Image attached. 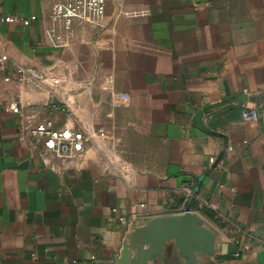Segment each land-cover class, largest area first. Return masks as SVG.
<instances>
[{
    "label": "crops",
    "instance_id": "1",
    "mask_svg": "<svg viewBox=\"0 0 264 264\" xmlns=\"http://www.w3.org/2000/svg\"><path fill=\"white\" fill-rule=\"evenodd\" d=\"M57 1L0 0V19L36 18L0 22V264H129L133 231L186 203L214 237L197 264H264V119L241 118L264 115V0H107L104 27L62 49L45 35ZM43 121L108 138L61 169L28 135ZM147 264L187 261L169 242Z\"/></svg>",
    "mask_w": 264,
    "mask_h": 264
},
{
    "label": "built area",
    "instance_id": "2",
    "mask_svg": "<svg viewBox=\"0 0 264 264\" xmlns=\"http://www.w3.org/2000/svg\"><path fill=\"white\" fill-rule=\"evenodd\" d=\"M107 0H58L51 8L49 20L52 26H57L60 31L54 29L46 31L47 37L55 39L52 45L55 48H66L76 38V25H85L101 29L104 27ZM125 17H132L136 14H123ZM35 17L29 19L20 18L16 15L1 18L0 22L5 24L20 23L28 26L35 21ZM8 63V57L0 53V72H4ZM14 74L18 83L32 82L40 87L53 88L57 81L51 79L46 72H37L34 69L16 66ZM8 77H3L4 83L9 82ZM49 107L52 111H63V107L50 101ZM22 108L19 101H13L6 111L13 115L21 116ZM241 118L245 121H259L264 119L257 111L243 112ZM28 135L33 144H40L41 155L55 162L61 169H71L81 166L79 161L87 147L96 146L97 141L107 139V133L103 129H97L93 133L87 131H75L62 128L54 129L53 121H43L34 127L27 129ZM141 209L144 205L139 206Z\"/></svg>",
    "mask_w": 264,
    "mask_h": 264
},
{
    "label": "water",
    "instance_id": "3",
    "mask_svg": "<svg viewBox=\"0 0 264 264\" xmlns=\"http://www.w3.org/2000/svg\"><path fill=\"white\" fill-rule=\"evenodd\" d=\"M234 101L243 102L244 100L240 98L227 99L219 105L199 111L195 116V127L207 132L200 123L201 117L211 108ZM129 242V248L135 253L129 264L149 263L162 254L165 244L169 242L174 243L187 264H197L196 254H212L214 237L213 233L203 226L201 219L191 213L190 207L186 203L183 215L155 219L144 227L134 230Z\"/></svg>",
    "mask_w": 264,
    "mask_h": 264
}]
</instances>
